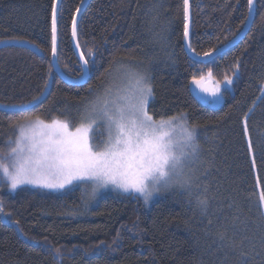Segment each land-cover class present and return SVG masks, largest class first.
<instances>
[{
    "label": "trees",
    "instance_id": "1",
    "mask_svg": "<svg viewBox=\"0 0 264 264\" xmlns=\"http://www.w3.org/2000/svg\"><path fill=\"white\" fill-rule=\"evenodd\" d=\"M84 1L61 0L58 14V63L72 79L82 77L72 28ZM54 4L0 0V42L26 41L42 54L0 49V104H32L50 86L36 106L0 110V162L18 123L59 119L79 126L116 74L138 71L153 89L149 115L159 121L184 112L188 125L199 126L201 151L186 174L196 178L200 191L189 195L174 186L148 207L115 193L91 206L81 189L55 194L24 188L12 195L0 180V264H264V99H258L264 86V0H256L244 40L208 64L185 49L184 0H91L78 26L90 71L84 85L66 83L54 69ZM190 8L191 48L198 55L229 44L249 17L247 0H190ZM194 78L220 85L221 105L198 102L190 90ZM197 198H207L206 211Z\"/></svg>",
    "mask_w": 264,
    "mask_h": 264
},
{
    "label": "snow or ice",
    "instance_id": "2",
    "mask_svg": "<svg viewBox=\"0 0 264 264\" xmlns=\"http://www.w3.org/2000/svg\"><path fill=\"white\" fill-rule=\"evenodd\" d=\"M249 14L253 12L255 0H247ZM187 13L188 0H184ZM79 11V9H77ZM249 17H245V22ZM244 23V22H242ZM57 10L53 5L52 11V52H56ZM73 35H76V21H73ZM185 37L188 36V25L185 24ZM190 47V45H189ZM205 56L210 53H204ZM88 60H84V65ZM239 75V64L233 76ZM87 72L82 69V78ZM211 76V73H209ZM193 83L200 86L202 92L209 89L202 87V81L193 79ZM224 83L233 85L232 77H225ZM125 85L113 101L100 99L90 105L84 119L90 122L81 123L75 131L69 130V123L59 119H52L45 124L37 119L28 120L20 126V137L17 147L5 154L4 159H11V166L0 163V171L7 177L10 187L16 189L18 185L30 183L52 189H63L74 183L92 185L90 198H93L99 188L111 184L114 188L125 193H138L147 203L153 194L161 189L179 186L192 195L193 189L200 191L195 183L196 178L188 175L185 169L189 167L200 154L201 146L198 142L197 125L187 124V114L180 112L176 115L161 118L156 121L148 113V106L153 97V89L147 82V77L139 73L126 72ZM228 90V89H226ZM264 99V86L260 88ZM43 94V93H41ZM220 85L211 90L212 102L222 98ZM39 100V97H34ZM16 107V106H14ZM19 110L25 111L22 106ZM252 109H249V113ZM245 114L244 133L248 128ZM97 121L106 123L109 138L103 142V150L95 151L99 145L89 142V133L94 132ZM49 129L51 134L44 133L46 138L37 140L35 132L30 130L35 126ZM167 129V131H166ZM27 144V149L21 144ZM249 150L252 142L248 140ZM25 151L28 155L25 156ZM204 191H207L205 188ZM264 205V191L259 195ZM197 203L203 210H207V198H197ZM115 243V241H114ZM60 249H56V256H60Z\"/></svg>",
    "mask_w": 264,
    "mask_h": 264
},
{
    "label": "rangeland",
    "instance_id": "3",
    "mask_svg": "<svg viewBox=\"0 0 264 264\" xmlns=\"http://www.w3.org/2000/svg\"><path fill=\"white\" fill-rule=\"evenodd\" d=\"M123 71L124 72H120L119 74H116L114 76L113 80H115V81H114V84L112 82V84H113V85L111 84L112 87H109L108 90L106 89V91L103 92L100 97L96 98V101L98 98H100V99H108L111 102V101L115 100L117 98V96L123 94V92L121 90L124 87H126V85H125V73L129 72L128 70H126V71L123 70ZM132 72L139 73L143 76H146L147 82L149 83V79H148V76L146 75V73H141L138 71H132ZM95 102H93L92 104H94ZM92 104H90V105H92ZM89 108H90V106H89ZM89 108H87V110H89ZM35 120H37V119H34L32 121H35ZM40 120L43 121L45 124H50L52 121V120L46 121V120H42V119H40ZM27 121L20 122L15 126L12 137L10 138V141H9L7 148H6V152H5L6 154L10 153V150L12 148L17 147L16 141L20 137V126L25 125ZM89 122L90 121L88 119H85L84 123L87 124ZM68 123H69V130L70 131H75V128L80 126V125L74 126L70 122H68ZM93 127H94L95 131L89 133V142L93 145H99V147L94 148V150L95 151H101V150H103L102 141L106 142L109 138L108 126L106 123H101L100 121H97V124L94 125ZM32 131L35 132L37 140H41V139L46 138L44 136V133H48L49 135L51 134V131L49 129H45L39 125L35 126L34 129H31L30 134ZM166 131H167V129H166ZM27 146H28L27 144H23V143L21 144V147H24L25 149H27ZM27 155H28V153H27V151H25V156H27ZM0 163L7 164V165L11 166V159H6L4 162L1 160ZM186 169H185V172H187ZM0 180H2V184L5 183L6 190L12 195H16L19 191H21L24 188L37 190V191H41V192L55 193V194H63L69 190L81 189L83 196L85 198L86 204L91 205V206L96 205L105 196L116 193L119 195L135 197L136 199L141 200L143 202V204L148 207L152 203H154L163 192L170 189V188L161 189L159 192L154 193L153 197L147 203H145L143 197L140 196L138 193H132V192L125 193L120 189L114 188L111 184H109L107 187L99 188L97 190L95 196L93 198H90L91 189H92V185L90 183L88 185L81 184V183H74L73 185H68L63 189H52V188L42 187L38 184L26 183V184L18 185L16 189H12L10 187V183H9L7 177L4 176L2 171H0Z\"/></svg>",
    "mask_w": 264,
    "mask_h": 264
},
{
    "label": "water",
    "instance_id": "4",
    "mask_svg": "<svg viewBox=\"0 0 264 264\" xmlns=\"http://www.w3.org/2000/svg\"><path fill=\"white\" fill-rule=\"evenodd\" d=\"M90 1L91 0H85L84 3L82 4V6L80 7L78 13L76 14L75 21H76L77 31H76L75 36L73 35V31H72L74 49H75L76 54H77V56H78V58L82 64L83 69L87 72V76L85 78L81 77L79 79H72V78L66 76L63 73V71L61 70L59 63H58V14H59L61 0H56V4H55L56 10H57V31H56V52L52 56L53 66H54L56 73L59 75V77L61 79H63L66 83L71 84V85H84L88 82V80L90 78L89 66H88V64L86 66L84 65V60H86V59L84 58V55L81 51V48L79 45V40H78L79 21H80V18L82 16V14L84 13V11L86 10ZM255 13H256V0H255V7L253 9V12L251 14H249L248 22L246 23L242 32L233 41H231L229 44H227L223 48L219 49L218 51L210 53V55H208V56L198 55V54L194 53L192 48H191V42H190L191 37H190V35H191V25H192V14H191V8H190V0H188L187 13H186V24L188 25V36L185 37V49H186L188 55L191 57V59H193L194 61H196L198 63L208 64V63L212 62L213 60H215L216 58L221 56L223 53H225L227 50L235 47L242 40H244V38L247 36V34L249 33V31L253 25ZM189 45H190V47H189ZM8 47L26 48V49H29V50H32V51L38 53L39 55H42L40 50L37 47H35L34 45H31L29 42H26V41L12 40V41L0 42V49L8 48ZM198 80L202 81V87L209 89V92H202L200 90V86L195 85L192 81L191 85H190V90H191V93L194 96V98L198 102H200L203 106H207L210 104H216L217 106H219L220 103L212 102L211 90L216 88V84L214 83V81L208 80L205 78L198 79ZM49 90H50V86L47 88L46 92L39 98V100H36L32 104L22 106V107L24 109H27L29 107L36 106V105L42 103L47 98V96L49 94ZM0 110L6 111V112L21 111V110H19V106H16V107L4 106L1 104H0Z\"/></svg>",
    "mask_w": 264,
    "mask_h": 264
},
{
    "label": "bare ground",
    "instance_id": "5",
    "mask_svg": "<svg viewBox=\"0 0 264 264\" xmlns=\"http://www.w3.org/2000/svg\"><path fill=\"white\" fill-rule=\"evenodd\" d=\"M217 103H220V105H221V102L220 101H217Z\"/></svg>",
    "mask_w": 264,
    "mask_h": 264
}]
</instances>
